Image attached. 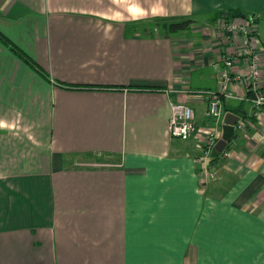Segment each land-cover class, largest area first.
<instances>
[{
    "label": "crops",
    "instance_id": "1",
    "mask_svg": "<svg viewBox=\"0 0 264 264\" xmlns=\"http://www.w3.org/2000/svg\"><path fill=\"white\" fill-rule=\"evenodd\" d=\"M236 9L258 19L264 0H0V32L40 68L0 42V264H153L170 238L181 264H264V109L217 155L204 131L222 139L237 108L215 125L186 93L218 89ZM153 18L194 19L198 38L137 32ZM178 103L195 112L188 141L170 134Z\"/></svg>",
    "mask_w": 264,
    "mask_h": 264
},
{
    "label": "built area",
    "instance_id": "2",
    "mask_svg": "<svg viewBox=\"0 0 264 264\" xmlns=\"http://www.w3.org/2000/svg\"><path fill=\"white\" fill-rule=\"evenodd\" d=\"M246 20V22L238 23L233 21L224 25L225 36L231 42L239 43V48L232 54L223 56L224 67L219 73L220 83L218 89L202 94L203 101L208 105L207 115L216 119L215 125H218L217 121L222 117L224 100L227 97L236 98L233 92L226 94L227 87H229L228 91H232L234 87L241 88V91H235L237 97L250 100L254 104L256 114L264 109L261 60L256 41V35L258 34L253 26L254 22ZM239 61H244L247 64V71L245 73H234V68ZM245 127L244 123H238V130L242 131ZM198 133L199 130L195 123L192 108L187 104H172L171 137L188 141L196 137ZM220 140L221 137L218 129L212 128L204 131L202 136L204 151L208 152L211 150L214 152ZM223 155L229 156L227 151Z\"/></svg>",
    "mask_w": 264,
    "mask_h": 264
},
{
    "label": "trees",
    "instance_id": "3",
    "mask_svg": "<svg viewBox=\"0 0 264 264\" xmlns=\"http://www.w3.org/2000/svg\"><path fill=\"white\" fill-rule=\"evenodd\" d=\"M227 15H228V19L230 18H245V19H249L250 21H253L254 23H256L258 20L257 19V15H248L244 10L242 9H236V10H229L227 11ZM196 21L194 19H186L182 22H169L165 19L162 18H153L147 21H139L137 22V25L135 27V29L137 30V32H141L144 36L146 37H151L154 38V33H153V28L157 29L158 32H161L162 35L159 34V36H163V35H176L182 32H193V27L195 26ZM132 29L128 27V30ZM132 32V30H130ZM0 42H2L7 48L10 49L11 52H13L19 59H21L22 61H24L31 69H33L34 71H40V68L38 67V65L36 64L35 61H33L30 56L23 51L20 47H18L16 44H14L8 37H6L5 35H3L0 32ZM65 88L67 89H72V90H93L95 88L93 87H76V86H70V85H63ZM143 90H149V91H153L155 90L154 88L151 89H143ZM211 91H215V90H211ZM207 92H210L209 90L206 91H188L189 94H196V95H202L205 94ZM251 98V96H250ZM227 112L229 110H226ZM235 113H237V115H239V117H241L242 119H246L248 117L247 115H243L241 114V108H237L236 110H234ZM250 118L254 119V116H251ZM227 148V147H226ZM224 149L223 152L219 153L217 152V155H222L225 151H227V149Z\"/></svg>",
    "mask_w": 264,
    "mask_h": 264
},
{
    "label": "rangeland",
    "instance_id": "4",
    "mask_svg": "<svg viewBox=\"0 0 264 264\" xmlns=\"http://www.w3.org/2000/svg\"><path fill=\"white\" fill-rule=\"evenodd\" d=\"M258 16H259L258 22H257V24L254 23L253 26H254L255 30L257 31V34H258V35H256V41L258 43L257 45L259 46L261 51H264V13L263 14L259 13ZM169 22H182V21L181 20L180 21L172 20ZM157 32H158V30L153 28V33H154L153 39L160 38L159 34L162 35L161 32H159V33H157ZM192 33H194V31L193 32L190 31L189 36H192L193 38H198L197 35H194ZM228 89H229V87H227L226 94L228 92H233L236 98L227 97L226 100H224L223 106H222V111L224 113H226V110L236 109L238 107L241 108L242 113H247L249 115H252L255 112L254 104L250 100L243 99V98L240 99L237 97L234 89H232V91H228ZM191 108L193 110L192 106H191ZM193 112H194V110H193ZM209 118L212 120V122H214L216 120L215 118H212V117H209ZM206 128H208V127H206ZM208 129H210V128H208ZM216 151H218V150L216 149ZM77 166L82 167L84 165L80 164ZM97 166H100V165H97ZM190 240L193 242L192 239H190ZM217 240L224 242L223 240H220V239H217ZM154 242L156 243V245H154V247H153V254H152L153 264H181L183 257L185 258L187 256V254H183L182 252L179 253L178 255L174 252V250L172 249V245H174L175 239H172V238H170L169 240L163 239V241H159V239H158V240H155ZM158 242H163L165 244H158ZM237 242L240 243L239 241H237ZM166 243H168L171 248L165 249L164 248L165 246H163V245H166ZM208 243H209V241H204V239H200L199 245L197 244V246L200 247L199 249L205 248V247H206V249H209V248H211V246ZM221 244L224 245V243H221ZM221 244H218L219 246L217 245L218 246L217 249H218V251L221 252V255L224 256V250L225 249H224V246ZM157 245H159V246H157ZM209 257L210 256L208 255L207 261L213 263L211 258H209ZM217 262L219 264V261H217ZM185 264H190V263H188V260H186ZM203 264H205L204 261H203Z\"/></svg>",
    "mask_w": 264,
    "mask_h": 264
},
{
    "label": "water",
    "instance_id": "5",
    "mask_svg": "<svg viewBox=\"0 0 264 264\" xmlns=\"http://www.w3.org/2000/svg\"><path fill=\"white\" fill-rule=\"evenodd\" d=\"M241 117L234 114H227L224 121V137L216 145V149L221 153L227 147L228 142L233 137L235 126L240 122Z\"/></svg>",
    "mask_w": 264,
    "mask_h": 264
}]
</instances>
